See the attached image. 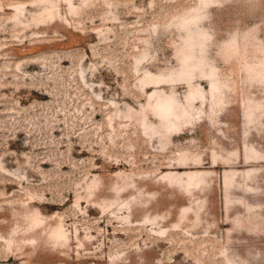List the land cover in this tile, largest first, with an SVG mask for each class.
I'll return each mask as SVG.
<instances>
[{
	"label": "rangeland",
	"instance_id": "1",
	"mask_svg": "<svg viewBox=\"0 0 264 264\" xmlns=\"http://www.w3.org/2000/svg\"><path fill=\"white\" fill-rule=\"evenodd\" d=\"M0 264H264V0H0Z\"/></svg>",
	"mask_w": 264,
	"mask_h": 264
},
{
	"label": "bare ground",
	"instance_id": "2",
	"mask_svg": "<svg viewBox=\"0 0 264 264\" xmlns=\"http://www.w3.org/2000/svg\"><path fill=\"white\" fill-rule=\"evenodd\" d=\"M168 107H169V105H165V108L164 109L166 110V109H168Z\"/></svg>",
	"mask_w": 264,
	"mask_h": 264
}]
</instances>
